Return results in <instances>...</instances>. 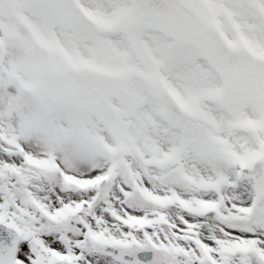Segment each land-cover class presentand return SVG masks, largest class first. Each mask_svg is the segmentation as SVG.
I'll return each instance as SVG.
<instances>
[{
    "label": "snow or ice",
    "instance_id": "snow-or-ice-1",
    "mask_svg": "<svg viewBox=\"0 0 264 264\" xmlns=\"http://www.w3.org/2000/svg\"><path fill=\"white\" fill-rule=\"evenodd\" d=\"M0 264H264V0H0Z\"/></svg>",
    "mask_w": 264,
    "mask_h": 264
}]
</instances>
